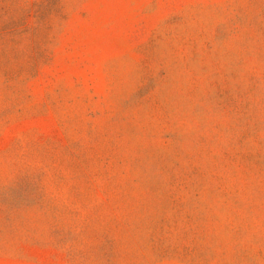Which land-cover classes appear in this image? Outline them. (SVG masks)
<instances>
[{
	"label": "rangeland",
	"instance_id": "374dc122",
	"mask_svg": "<svg viewBox=\"0 0 264 264\" xmlns=\"http://www.w3.org/2000/svg\"><path fill=\"white\" fill-rule=\"evenodd\" d=\"M0 264H264V0H0Z\"/></svg>",
	"mask_w": 264,
	"mask_h": 264
}]
</instances>
